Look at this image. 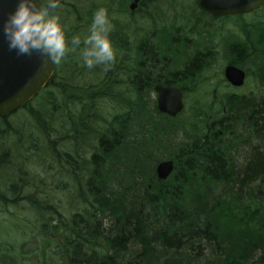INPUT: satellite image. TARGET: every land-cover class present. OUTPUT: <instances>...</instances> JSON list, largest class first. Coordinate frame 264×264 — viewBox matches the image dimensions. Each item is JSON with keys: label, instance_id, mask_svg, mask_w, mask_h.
<instances>
[{"label": "trees", "instance_id": "1", "mask_svg": "<svg viewBox=\"0 0 264 264\" xmlns=\"http://www.w3.org/2000/svg\"><path fill=\"white\" fill-rule=\"evenodd\" d=\"M166 1L169 11L163 14L161 0H142L139 13L157 2L152 14L145 13L154 26L130 58L125 55L104 71L88 69L82 55L69 54L68 75L60 64L53 82L32 102L0 117V209L8 214L13 209L14 222H7L18 232L24 222L33 233L30 250L40 249L48 261H33L16 252L26 243L14 241L10 246L0 240L9 246L0 253V264H27V259L30 264H99L103 255L112 264H264V17L247 25L243 15L208 14L198 0H191L193 7L183 13L174 8L173 0ZM129 2L102 0L101 6L89 3L81 11L67 8L76 17L80 12L93 17L100 7L110 16H125ZM168 14L172 23L164 27L159 18ZM196 19H202V25L192 28L188 22L182 30L175 22ZM218 21L243 26L245 37L227 36L223 48L228 63L256 75L263 87L261 99L224 97L226 110L216 125L210 115L200 112V118L196 112L192 115L202 121V128L190 125L194 134L175 142L171 136L186 124H175L178 117L160 113L151 93L157 83L183 91L184 82L196 84V76L216 60L214 39L223 33ZM122 25L125 32L116 28L110 39L115 49L128 51L129 33L138 34L137 23ZM120 74L122 79L113 76ZM128 76L135 96L119 92ZM111 85L118 87L106 92ZM103 100L116 101L125 111L114 113L86 150L84 140L68 143L69 132L83 139L86 123L78 106L98 119L104 116ZM245 105L250 108L242 109ZM245 118L255 140L248 147L253 159L246 158L242 141L230 136ZM166 120L174 122L173 133L165 129ZM62 143L67 150L60 148ZM159 154L175 163L165 180L156 172L165 159Z\"/></svg>", "mask_w": 264, "mask_h": 264}, {"label": "rangeland", "instance_id": "2", "mask_svg": "<svg viewBox=\"0 0 264 264\" xmlns=\"http://www.w3.org/2000/svg\"><path fill=\"white\" fill-rule=\"evenodd\" d=\"M129 1L131 3L133 0H129ZM97 2H98V5L101 6L102 0H61L62 7L58 9L57 12L61 16L62 22L68 25V32H67L68 39H70L73 34L79 35L82 39L86 37L89 32V28L92 22V17L87 16V14L83 12H80V15H78V17H76L77 16L76 13H72L71 15H69L70 13L67 7L73 6L74 9H78L79 11H81L82 9L88 8L89 3L91 4V3H97ZM173 2H174V8L177 11L182 12V13L187 12L188 7L190 6L193 7V2L191 0H173ZM156 4L157 2L154 4H150V7L146 8V10H143L141 13H139L140 11L138 10L137 12L135 10L128 9L127 11L128 13H126L125 15L126 17L123 15H113V16L109 15V18L113 25V29L110 33V36L114 34L116 28L119 29V32H125V30L121 28L122 24H123L122 26H127L135 22L137 23V27L135 28H138L137 31L135 32L138 34L135 35V37L134 36L131 37V33H129V40H128L129 43L127 42L126 43L129 44V46L131 47L130 50L125 51V50L115 49L116 59L111 67H115L116 64L118 65V63L122 60V58H126L125 55H127L130 58L134 50L136 49L135 45H137L138 42L141 43L142 39L145 37L149 28H153L154 24H152L150 19L146 17L145 13L148 12L149 14L150 13L152 14ZM165 5L170 6L169 1L167 2L166 0H164L162 3L159 2V9L161 10L162 13L163 12L166 13L167 11H169L168 10L169 7ZM188 13L194 14V11L192 13V10H190ZM169 16L171 15L168 14L162 18H159L160 23H161L160 25H163L164 27L169 26L170 23H172L171 22L172 20L169 18ZM243 16L244 17L241 20L246 22L247 25H249L252 23L255 17H257V21L259 20V17H264V8L261 10H258L257 14L255 12V14L251 13V14H247ZM143 18L144 20H142ZM203 20L206 22V24H209L208 18H205ZM175 22H178L176 24L178 30H182L184 25H186L188 22L191 23V21H186V20L175 21ZM190 23H188V25H191L190 27L193 28L194 26L202 25L203 21L202 19H196L191 24ZM235 25L232 23V21H228V22L218 21L217 27L221 28L223 30V33L217 35L214 39V42L217 45V49L215 51L216 60L212 62L211 66L204 69V71H202L200 74L196 76V79L199 80V81L197 80L196 84H192L193 81L191 83L184 82L187 85L186 91H184L185 109L178 116L177 119H179V121H176L175 124L185 123L186 129H179L177 130V134H175V136H171L174 138L175 142L183 143L182 141L186 139V135L188 133L194 134L193 132L194 130L196 129L199 130L200 128H202L201 127L202 121L198 118H195V116L192 115L196 112L199 113L200 118H201L200 112H203L204 115L205 114L210 115V118L209 117H206V118H209V120H212L213 118L216 119V121L213 122V124L216 125V122L222 117L221 112H223V110L224 111L226 110L225 106L227 105L225 102L226 99L224 100V97L228 98L229 96H239V97L244 96L247 102L259 101L261 99L263 87H262L261 82L256 79V75L253 74L252 70L247 71L246 69L248 73L247 80H246L245 85L240 88H235L232 85H230V83H228V81L226 80L224 76V68L228 64V61L226 60V52L223 48L224 38L227 36L231 37L234 35L235 37H239V38L245 37L244 32H243V26L241 25V23L239 22L236 26ZM82 51H83V46H81L75 52L71 54H76L81 58ZM68 60L69 59L67 56L64 60H62L59 64H57V67H59L61 64L62 68L66 69V71H64V73L66 74L64 75H68L69 71L71 70L70 66H68ZM97 68L101 69L103 68V66H97ZM88 74H93V71ZM101 76H102V72H101V75L99 74V79L101 78ZM113 76L117 79H122L121 74L118 76H115V75ZM89 78H92V80L97 79L96 76L94 75H91ZM200 78H203V79H200ZM57 80H58V77H57ZM137 80H138L137 83H139L142 80V78L139 77ZM124 81H125L124 85H121V87L119 88V92H121V96L137 95V93L135 94V91H134L135 88H132L129 85L131 83L129 76L125 77ZM114 87L117 88L118 86L111 85V88L105 91L108 92ZM151 94H152V98L156 99V93L153 91V93ZM58 98L60 99V97ZM130 99H132V97ZM128 100H129V97H127V100L125 99V101H128ZM102 105L103 106H100V108H104V110L102 111L104 116L98 119L94 118L92 115L93 113H89V110H87L86 112H83L82 106L81 105L78 106L79 111L84 113L85 123H86L85 129L83 130L84 134H80V136L83 139L77 138L74 135H71L69 132L67 133L68 143H70L71 139H75V138H76L75 141H79V142L84 140L86 142V146H85V150H86V148L93 146L97 142V136L95 132L101 131L100 129L105 127L106 122L111 119L114 113L125 111L123 107H117L119 104L116 101L113 102L112 100H110L109 102L108 100H103ZM98 107H96L95 110ZM249 108L250 107H246L245 105L243 106L242 109L248 110ZM232 110H230V114L232 115V117H234L235 113L232 112ZM68 113H70L69 110H68ZM231 120L232 118L230 119V123L232 124ZM48 123L51 124L50 121H48ZM175 124L174 122L171 124L170 120L165 121V129L168 131V133H173L171 128H173ZM190 125H191V129H194L191 132L189 131L190 129H188ZM162 127H164L163 124L159 122L158 129H161ZM232 130H233V133L232 135H230L232 136L231 139L234 141L241 140L242 141L241 143H243V145L245 146V149L247 148L248 150V151L246 150L245 152L246 158L251 159L252 153L254 152H252L253 150H250L248 147H251L252 145H254L255 140H251L252 137L249 135V131H248L249 122H247L245 118L243 122L240 123V125H237V126L235 125V127ZM65 135L62 136L63 139ZM149 138L151 137H147L146 140L147 141L151 140ZM191 139L192 137L189 140ZM152 141L155 142V140H152ZM73 143L76 144V142H73ZM250 144L252 145L250 146ZM82 145L83 144H81V146ZM60 148L67 150L64 143H62V146H60ZM80 148L82 150L84 149V147H80ZM88 151L89 150H87L86 152ZM159 156L166 159L165 154H159ZM9 212L10 214L0 209V240L1 242H11L10 246L14 245V241L20 244L26 243L25 245L26 247H20V248L17 247L16 252H18L24 258H28L29 256H31L32 257L31 260L33 261H38L41 263H44L46 261L45 263H47L48 262L46 260L47 258L42 254L43 252L40 249L36 250V248H34L33 250H30L31 247L27 245L30 242V240L33 238V233L30 229H28L25 226L24 222L22 225V232L13 230L12 224L8 223L10 221L14 222L13 217L10 216L13 212V209L11 208ZM18 212L19 211H17V213ZM20 217L24 218V215H21ZM18 220H22V219L19 218ZM37 245L38 244H35L34 247H36ZM8 247H9L8 244L0 243V253H2L3 250L4 252H6ZM25 262L27 264L32 263L29 259H27Z\"/></svg>", "mask_w": 264, "mask_h": 264}, {"label": "water", "instance_id": "3", "mask_svg": "<svg viewBox=\"0 0 264 264\" xmlns=\"http://www.w3.org/2000/svg\"><path fill=\"white\" fill-rule=\"evenodd\" d=\"M139 1L133 0L130 8L134 10ZM199 4L208 13L228 16L254 12L264 7V0H199ZM13 7V0H0V10L7 12ZM55 68L56 64L47 56L35 52L30 56L17 55L15 50H9L8 42L0 32V117H8L30 102L49 82ZM224 74L234 86L245 83L246 71L233 63L225 67ZM155 91L160 112L175 117L183 111L185 103L181 88L157 84ZM173 170V160H164L157 165L160 179H167ZM99 264L112 263L103 256Z\"/></svg>", "mask_w": 264, "mask_h": 264}, {"label": "clouds", "instance_id": "4", "mask_svg": "<svg viewBox=\"0 0 264 264\" xmlns=\"http://www.w3.org/2000/svg\"><path fill=\"white\" fill-rule=\"evenodd\" d=\"M13 3L14 7L7 12L0 10V32L9 50H15L17 55L30 56L35 52L59 64L83 46L82 61L88 69L103 66L108 71L114 63L116 51L110 39L113 25L106 8L100 7L93 13L86 37L73 34L68 39V25L57 12L62 7L61 0H13Z\"/></svg>", "mask_w": 264, "mask_h": 264}, {"label": "flooded vegetation", "instance_id": "5", "mask_svg": "<svg viewBox=\"0 0 264 264\" xmlns=\"http://www.w3.org/2000/svg\"><path fill=\"white\" fill-rule=\"evenodd\" d=\"M141 2H142V0L140 1V3H139V4H141Z\"/></svg>", "mask_w": 264, "mask_h": 264}]
</instances>
